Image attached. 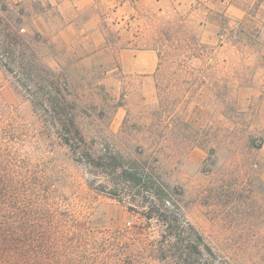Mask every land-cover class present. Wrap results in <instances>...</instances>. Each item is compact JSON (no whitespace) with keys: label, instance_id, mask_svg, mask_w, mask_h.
Returning a JSON list of instances; mask_svg holds the SVG:
<instances>
[{"label":"rangeland","instance_id":"rangeland-1","mask_svg":"<svg viewBox=\"0 0 264 264\" xmlns=\"http://www.w3.org/2000/svg\"><path fill=\"white\" fill-rule=\"evenodd\" d=\"M134 1L135 13L119 27L113 12L122 0H107L109 19L80 34L66 28L61 8L69 0H0V44L5 33L18 35L61 84L66 80L84 149L96 160L123 155L152 173L216 264H264V0ZM83 17L91 21L94 13ZM127 46L154 49L157 70L125 73L118 52ZM1 61L18 69L0 47V163L36 171L94 228L129 229L148 238L144 249L155 247L159 222L147 223L134 192L110 193L105 166L62 143L50 114L34 107ZM144 257L171 261L156 250Z\"/></svg>","mask_w":264,"mask_h":264},{"label":"trees","instance_id":"trees-1","mask_svg":"<svg viewBox=\"0 0 264 264\" xmlns=\"http://www.w3.org/2000/svg\"><path fill=\"white\" fill-rule=\"evenodd\" d=\"M21 39L5 33L0 47L18 69L10 62L1 61V65L31 94L34 107L50 114L48 125L64 145L91 165L105 166L114 181L107 184L110 193L119 196L121 191L134 192L144 219L147 223L155 219L161 229L156 246L144 249L148 238L129 229L110 232L94 228L85 213L73 211L63 193L59 197L58 189L34 175L36 171L24 173L18 165H2L1 159L0 264H149L144 255L154 250L162 259L171 260L166 264H216L202 234L179 207H173L176 202L170 191L152 173L123 155L98 156L96 160L84 149L86 142L72 113L74 103L68 99L66 80L61 84L56 73L38 62L34 51L24 49ZM27 55L32 59L29 64L24 62ZM27 79L34 82V89H29ZM95 188L105 191L104 184ZM184 236L191 237L186 246ZM205 253L209 255L205 261L191 259Z\"/></svg>","mask_w":264,"mask_h":264},{"label":"crops","instance_id":"crops-1","mask_svg":"<svg viewBox=\"0 0 264 264\" xmlns=\"http://www.w3.org/2000/svg\"><path fill=\"white\" fill-rule=\"evenodd\" d=\"M82 2L90 3L91 7L83 5ZM106 2L107 0H101L100 4H98L96 0H69L68 5L61 8L62 14L67 19L66 28L70 30L76 28L78 33L83 34L85 31L82 30V28L90 26L94 27V29H92L94 33L97 32L96 29L102 26L110 17L109 7ZM156 2L161 4L164 0H156ZM134 3H137V1L122 0V4L114 8L113 13H116L118 17L113 25L120 27L135 13L136 7ZM61 6L62 5H60V7ZM86 10L94 13V17L91 21L84 20L83 14ZM118 57L122 70L130 75L147 76L153 74L158 68V55L156 51L151 48L133 46L123 47L119 50Z\"/></svg>","mask_w":264,"mask_h":264}]
</instances>
